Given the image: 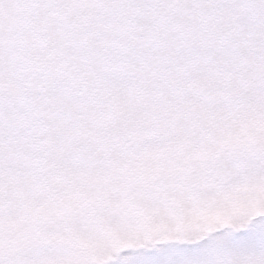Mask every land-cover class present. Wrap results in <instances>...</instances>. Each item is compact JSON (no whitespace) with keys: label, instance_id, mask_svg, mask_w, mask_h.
<instances>
[{"label":"snow or ice","instance_id":"snow-or-ice-1","mask_svg":"<svg viewBox=\"0 0 264 264\" xmlns=\"http://www.w3.org/2000/svg\"><path fill=\"white\" fill-rule=\"evenodd\" d=\"M0 264H264V0H0Z\"/></svg>","mask_w":264,"mask_h":264}]
</instances>
